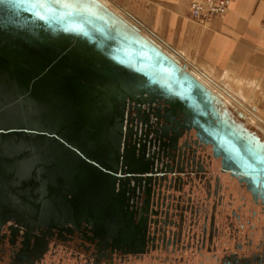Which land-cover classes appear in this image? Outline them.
<instances>
[{
  "label": "water",
  "instance_id": "1",
  "mask_svg": "<svg viewBox=\"0 0 264 264\" xmlns=\"http://www.w3.org/2000/svg\"><path fill=\"white\" fill-rule=\"evenodd\" d=\"M43 4L0 0V228L121 235L152 164L147 114L264 187V142L184 64L98 0Z\"/></svg>",
  "mask_w": 264,
  "mask_h": 264
},
{
  "label": "flooded vegetation",
  "instance_id": "2",
  "mask_svg": "<svg viewBox=\"0 0 264 264\" xmlns=\"http://www.w3.org/2000/svg\"><path fill=\"white\" fill-rule=\"evenodd\" d=\"M147 118L139 127L152 164L131 196V227L107 238L86 224L8 221L0 264H264V187L230 169L195 130Z\"/></svg>",
  "mask_w": 264,
  "mask_h": 264
},
{
  "label": "crops",
  "instance_id": "3",
  "mask_svg": "<svg viewBox=\"0 0 264 264\" xmlns=\"http://www.w3.org/2000/svg\"><path fill=\"white\" fill-rule=\"evenodd\" d=\"M112 1L190 67L223 85L227 78L236 97L264 113V0H229L226 14L205 26L190 20V0Z\"/></svg>",
  "mask_w": 264,
  "mask_h": 264
},
{
  "label": "bare ground",
  "instance_id": "4",
  "mask_svg": "<svg viewBox=\"0 0 264 264\" xmlns=\"http://www.w3.org/2000/svg\"><path fill=\"white\" fill-rule=\"evenodd\" d=\"M98 1L101 2L104 6H106L109 10H111L112 12H114L116 15H118L121 19H123L130 26H133L136 30H138V32L142 36L149 38L150 40H152L153 42H155L156 44H158L160 46V48L164 52L172 55L181 64H184L186 66V69H187V71L189 73H191L195 78H197L200 82H202L211 92L214 93V95H216L220 99V101L223 103V107L225 109H226V105H227L226 102L227 101H229V102L231 101L234 104V99L230 96V94H228L227 92H225L223 89L219 88L215 84V82L212 80V78H210V76L207 73H205L206 75L205 74H202V73H199L198 71H196L195 69H193L194 67L193 68L190 67L182 58H180V56H178L175 52H173L170 48H168L166 44L160 42V40L155 35H153L149 30H148V32H149L148 33L145 29H143L136 22H134L132 19H130L126 14L122 13L120 10H118L117 8H115L108 0H98ZM230 115L233 116L231 113H230ZM233 119L238 122V120H236V118L234 116H233ZM241 123H243V122H241ZM243 125H244V127L246 129L250 130V128H249V127H251L250 125H248V124L246 125L244 123H243ZM254 132L256 133V135L260 139H263L261 136L258 135V133L256 131H254Z\"/></svg>",
  "mask_w": 264,
  "mask_h": 264
},
{
  "label": "built area",
  "instance_id": "5",
  "mask_svg": "<svg viewBox=\"0 0 264 264\" xmlns=\"http://www.w3.org/2000/svg\"><path fill=\"white\" fill-rule=\"evenodd\" d=\"M229 5V0H190L188 16L192 22L205 26L213 19L223 17ZM260 29L264 33V22L260 24Z\"/></svg>",
  "mask_w": 264,
  "mask_h": 264
},
{
  "label": "rangeland",
  "instance_id": "6",
  "mask_svg": "<svg viewBox=\"0 0 264 264\" xmlns=\"http://www.w3.org/2000/svg\"><path fill=\"white\" fill-rule=\"evenodd\" d=\"M111 2V4L113 6H115L116 8H120L119 5H117L116 3H112V0H109ZM121 9V8H120ZM141 22V21H140ZM142 23V22H141ZM143 24V23H142ZM146 28H148L145 24H143ZM150 30H152V28H148ZM157 35V34H156ZM158 36V35H157ZM159 37V36H158ZM160 38V37H159ZM161 39V38H160ZM206 73V72H205ZM208 74V73H207ZM210 76V78H212V80L215 82V84L223 89L225 92H227L228 94H230V96L234 99V104L230 101H227V105H226V109L229 111V107H231L242 114L243 116V123H247L248 125L257 128L258 130H260V132H262L264 134V113H261L257 108H255V106H253L252 104H250L247 100L245 99H239L238 97H236L233 94L232 86L229 85L227 78L224 80L226 81L224 83V85H226V87L223 85V83L221 81L218 80V78L208 74ZM241 102V103H240ZM242 106H241V105ZM246 108V109H245ZM244 109V110H243ZM251 114H250V113ZM232 114V113H231Z\"/></svg>",
  "mask_w": 264,
  "mask_h": 264
},
{
  "label": "snow or ice",
  "instance_id": "7",
  "mask_svg": "<svg viewBox=\"0 0 264 264\" xmlns=\"http://www.w3.org/2000/svg\"><path fill=\"white\" fill-rule=\"evenodd\" d=\"M37 2L40 3L42 7L44 6L43 0H37Z\"/></svg>",
  "mask_w": 264,
  "mask_h": 264
}]
</instances>
